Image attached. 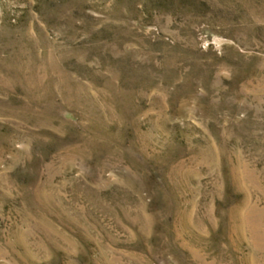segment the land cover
<instances>
[{
    "label": "rangeland",
    "instance_id": "1",
    "mask_svg": "<svg viewBox=\"0 0 264 264\" xmlns=\"http://www.w3.org/2000/svg\"><path fill=\"white\" fill-rule=\"evenodd\" d=\"M0 264H264V0H0Z\"/></svg>",
    "mask_w": 264,
    "mask_h": 264
}]
</instances>
